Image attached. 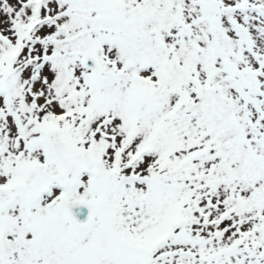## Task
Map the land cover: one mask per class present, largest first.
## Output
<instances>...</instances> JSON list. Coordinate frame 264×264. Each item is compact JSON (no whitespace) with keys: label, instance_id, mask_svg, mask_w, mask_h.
Masks as SVG:
<instances>
[{"label":"snow or ice","instance_id":"6c2138e0","mask_svg":"<svg viewBox=\"0 0 264 264\" xmlns=\"http://www.w3.org/2000/svg\"><path fill=\"white\" fill-rule=\"evenodd\" d=\"M0 264H264V0H0Z\"/></svg>","mask_w":264,"mask_h":264}]
</instances>
